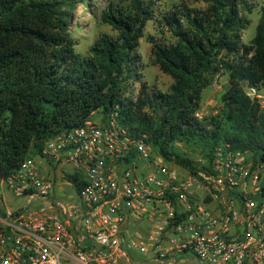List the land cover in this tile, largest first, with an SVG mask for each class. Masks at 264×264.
Wrapping results in <instances>:
<instances>
[{
    "label": "trees",
    "instance_id": "1",
    "mask_svg": "<svg viewBox=\"0 0 264 264\" xmlns=\"http://www.w3.org/2000/svg\"><path fill=\"white\" fill-rule=\"evenodd\" d=\"M158 0H125L101 14L116 36L102 34L88 56L76 50L70 24L78 0H0V181L46 142L84 126L93 115L118 113L132 137L151 143L163 158L191 165L188 152L229 144L264 159V108L247 94L264 88V6L250 44L248 0H192L157 19ZM165 28L149 37L152 60L173 80L168 92L141 83L137 51L150 22ZM228 77L216 114L202 115L204 92ZM78 187V177H70Z\"/></svg>",
    "mask_w": 264,
    "mask_h": 264
},
{
    "label": "built area",
    "instance_id": "2",
    "mask_svg": "<svg viewBox=\"0 0 264 264\" xmlns=\"http://www.w3.org/2000/svg\"><path fill=\"white\" fill-rule=\"evenodd\" d=\"M191 160H166L115 111L48 140L0 181V264H264V159L226 144Z\"/></svg>",
    "mask_w": 264,
    "mask_h": 264
},
{
    "label": "rangeland",
    "instance_id": "3",
    "mask_svg": "<svg viewBox=\"0 0 264 264\" xmlns=\"http://www.w3.org/2000/svg\"><path fill=\"white\" fill-rule=\"evenodd\" d=\"M125 0H78L75 10L73 11L70 28L72 35L76 40V50L83 56H88L90 47L95 43L98 37L102 34L116 36V32L109 25L101 20L102 12L110 5L123 2ZM253 6V11L248 14L251 24L243 33L244 44H250L256 35V29L261 17V8L264 6V0H248ZM186 3L191 7H204L202 2L195 3L192 0H158L154 6V12L157 19H160L163 14L174 10V7ZM154 36L157 40L164 41L169 38V33L165 28L159 27L157 23L150 22L145 30V36L140 41V46L137 51L139 74L141 82L128 81L127 96L135 98L139 94L141 83H146L151 90H159L168 92L173 80L170 76L162 73L158 66L152 60L151 43L149 37ZM228 77L219 75L215 78L213 84L204 92L201 104V114L209 115L216 114L219 107V100L222 92L227 85ZM261 96L264 98V88L261 91ZM263 101V100H261ZM182 152H188L190 157H194L197 152H192L189 147L179 145ZM61 190L57 193V197L65 203H70V196L75 197L76 191L69 186L61 185ZM63 189V191H62ZM3 201L6 205L15 208L24 203L22 200L12 201L7 192L3 193ZM0 205L1 196H0Z\"/></svg>",
    "mask_w": 264,
    "mask_h": 264
},
{
    "label": "crops",
    "instance_id": "4",
    "mask_svg": "<svg viewBox=\"0 0 264 264\" xmlns=\"http://www.w3.org/2000/svg\"><path fill=\"white\" fill-rule=\"evenodd\" d=\"M261 91H259V93H261ZM100 118H103V116L101 114H99V113H97V114H95V116H93V119H95V120L100 119Z\"/></svg>",
    "mask_w": 264,
    "mask_h": 264
}]
</instances>
